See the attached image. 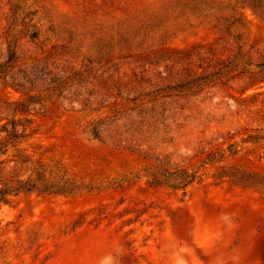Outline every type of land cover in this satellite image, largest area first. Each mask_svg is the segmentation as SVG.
I'll use <instances>...</instances> for the list:
<instances>
[{"label":"rangeland","instance_id":"374dc122","mask_svg":"<svg viewBox=\"0 0 264 264\" xmlns=\"http://www.w3.org/2000/svg\"><path fill=\"white\" fill-rule=\"evenodd\" d=\"M22 8L32 20L17 22L8 47L0 0V56L16 49V77L43 74L40 85L56 88L30 106L34 133L22 146L94 189L21 193L2 206L0 264H264V179L230 177L232 167L264 176V140L245 141L264 135V81L250 85L264 78V20L239 0ZM208 73L211 86L188 83ZM10 84L0 79V125L24 117L4 103L27 97ZM158 157L200 179L186 190L150 185Z\"/></svg>","mask_w":264,"mask_h":264},{"label":"trees","instance_id":"16d2710c","mask_svg":"<svg viewBox=\"0 0 264 264\" xmlns=\"http://www.w3.org/2000/svg\"><path fill=\"white\" fill-rule=\"evenodd\" d=\"M24 1L7 0L11 13L4 31V39L8 47L11 46V41L16 35L13 32L18 25L17 22L20 21V25L25 26L29 25L32 20L31 18L29 21L26 20L29 19V15L32 13L24 11L22 8ZM239 2L243 6L250 7L258 17L264 20V0H239ZM30 37L37 38L38 32L33 30ZM17 41L18 39H16ZM7 50V55L0 56V79L4 81L9 79L11 82L9 86L23 92L27 97L22 101L4 102L7 105H15L12 109L13 113L24 117L14 118L0 125V209L21 193L58 194L73 197L81 195L84 191H92L94 188L80 182L70 173L61 160L44 161L42 158L35 157L33 153H30L27 147L22 146V143L26 142L34 133V130L30 127L33 121L28 117L30 106L42 103L38 101L37 97L51 93L56 88H54V83L40 85L41 80L45 78L43 74L39 77L30 71L22 78L16 77L13 69L20 61V57L17 55L16 49L11 50L9 48ZM257 66L264 67V63H258ZM211 76H213V73L199 75L188 83L192 84L193 88L202 89L213 84V80H209ZM263 81L264 78L256 79L251 81L250 85H257ZM93 132L96 136H99L97 135L99 132ZM259 140H264V135H249L245 141L257 142ZM37 147L40 148V145ZM237 153L238 150L235 149L234 144H231L230 155H236ZM222 157L221 160L225 158L224 155ZM154 162L155 164L148 166L146 170L150 185L186 190L187 187L200 179L198 170L191 172L187 168L172 167L168 161L160 157ZM209 162L217 161L212 158ZM230 169L233 170V172H230V177L235 183H244L253 187L258 184V179H264V176L259 173L250 172L243 168L232 167ZM84 221L83 219L82 222Z\"/></svg>","mask_w":264,"mask_h":264}]
</instances>
